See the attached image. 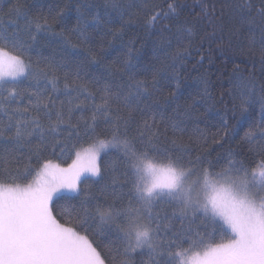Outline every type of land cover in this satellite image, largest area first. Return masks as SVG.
Wrapping results in <instances>:
<instances>
[{
  "label": "snow or ice",
  "instance_id": "1",
  "mask_svg": "<svg viewBox=\"0 0 264 264\" xmlns=\"http://www.w3.org/2000/svg\"><path fill=\"white\" fill-rule=\"evenodd\" d=\"M133 7L122 0L83 4L72 32L88 44L90 29L116 40L137 23L145 35H156L161 51L173 41L176 51L154 60L151 80L137 79L140 55L129 40L122 66L108 70L118 79L94 90L82 83V66L65 72L61 87L63 61L45 59L34 67L26 59L49 34L71 45L53 31L63 9L52 23L30 16L19 0L0 10V264H137V255L146 257L139 264H264V83L233 70L240 111L260 105V123L241 138L259 157L252 166L231 149L215 163L193 156L183 142L193 107L177 105L166 115L157 100L170 87L169 71L177 80L169 97L178 99L177 61L190 54L182 42L191 46L203 33L200 46L211 45L224 38L226 24L232 35L247 32L248 53L258 56L264 74V0H226L219 7L199 0L200 11L191 19H181L184 0H169L166 9L155 5L151 12L147 3L135 5L136 12ZM115 22H122L118 30H105ZM25 81L28 88L21 87ZM202 82L207 95L209 81ZM81 141L88 146L75 152L67 168L45 155L57 149L63 154ZM110 151L115 160L102 170L101 153ZM34 172L37 179L29 182ZM91 178L100 185L98 194L88 187ZM89 233L109 238L107 256Z\"/></svg>",
  "mask_w": 264,
  "mask_h": 264
},
{
  "label": "trees",
  "instance_id": "2",
  "mask_svg": "<svg viewBox=\"0 0 264 264\" xmlns=\"http://www.w3.org/2000/svg\"><path fill=\"white\" fill-rule=\"evenodd\" d=\"M104 0H19V3L28 10L30 16H42L48 18L52 23V17L56 16L61 9L65 12L63 20H57L53 23V31L62 33L64 37L70 39L71 45H65L59 39H53L51 34L48 37H42L39 45L34 47V50L28 53L26 59L30 57L33 66L40 61L41 66L45 59L55 60L57 62L63 61L64 67L57 75L61 78V87H63V74L65 72L72 73L78 66H82L83 73H86L85 79L82 81L89 83V87H100L106 80L118 79L114 74L109 73V69H119L122 66V61L126 59L128 41L135 42V49L140 55V69L137 79L151 80L152 64L158 57L163 61L169 53L176 51L177 44L173 41L172 48L167 51H161L160 45L157 42L156 35H145L144 31L133 23L129 27L122 39L113 40L112 36H101L99 32H89L93 36V42L88 44L81 43L80 40L73 34L76 21V8L83 4H102ZM125 5L132 4L134 7L132 12L138 9L135 5L148 4L147 11L151 12L153 6L159 5L162 8L167 7L169 0H122ZM208 3L215 2L217 7L226 0H206ZM17 3V0H0V10L7 12L9 7ZM188 6L185 9L181 19H191L192 15L199 13V0H184ZM83 10V9H82ZM96 9H92L94 13ZM191 14V15H190ZM7 22V17H3ZM91 21L92 17H88ZM128 20V16L124 17V21ZM140 24L143 23V16L137 17ZM122 22H115L105 26V30H118ZM231 25L226 24L224 38L217 39L214 43L209 45L207 41L203 42L201 47L200 35L193 37L192 45L189 46L187 40L182 43L188 48L189 55L181 61H177L176 73L179 81L178 99L171 100L169 92L176 90V79H171L173 75L169 71L170 87L164 88L162 95L157 97L160 110L165 111L166 115L172 114V109L179 105L183 108L186 105L193 107V119L188 122V131L183 138L185 144L190 145L193 149L192 155H203L207 160L214 163L218 156H223L228 150H233L237 155L238 160H243L246 166L254 165L259 157L249 151V145L242 142V137L249 127H255L260 123L261 113L260 105L256 104L254 108L248 112H241L238 100H234V96H238V90L234 84V68L240 69L236 75H242L245 78L254 76L257 84L264 83V74L260 71L258 56H250L247 48V32L241 31L235 35L230 34ZM257 35V39H258ZM231 39V46L229 40ZM203 56L202 64L196 62ZM95 61V62H94ZM255 62V67H253ZM195 65V68L193 67ZM159 67V64H157ZM202 78L209 81L207 95L204 93V84ZM98 80V83L93 85L91 81ZM230 81H233L230 83ZM29 82L25 81L21 87L28 88ZM50 87V86H49ZM229 93H232L230 95ZM64 97H61L63 99ZM195 101V103H193ZM25 103L27 101L25 100ZM234 104L237 105L234 107ZM222 117L227 119L225 125ZM219 140L220 143L215 141ZM223 145L221 147L220 145ZM81 146L86 148L87 141H81L75 149L69 144L68 148L63 154L57 149L56 153H46V157L51 159L54 163L66 166L72 163L75 158V152L81 150ZM115 160V152L110 151L108 155H102L99 161L101 169L104 170L110 166ZM223 160L217 164V169L222 166ZM37 179L35 172L29 177V182ZM91 178L88 181L89 189L97 193L100 185L94 184ZM84 187V185H81ZM98 194V193H97ZM65 203V202H62ZM81 234H84L83 232ZM90 239H96L99 245L98 250L105 256L108 255L109 238L104 236L92 237L89 233ZM114 239V237H113ZM217 239H219L217 237ZM137 264L141 257L137 255Z\"/></svg>",
  "mask_w": 264,
  "mask_h": 264
},
{
  "label": "rangeland",
  "instance_id": "3",
  "mask_svg": "<svg viewBox=\"0 0 264 264\" xmlns=\"http://www.w3.org/2000/svg\"><path fill=\"white\" fill-rule=\"evenodd\" d=\"M102 155H103V153H101V156H102ZM75 158H76V157H75ZM75 158H74V159H75ZM99 161H100V160H99ZM99 161H98V162H99ZM53 163H54V162H53ZM54 164H58V163H54ZM59 165H60V164H59ZM69 165H70V164H69ZM60 167H61V168H67L68 165H66V166H62V165H60Z\"/></svg>",
  "mask_w": 264,
  "mask_h": 264
}]
</instances>
